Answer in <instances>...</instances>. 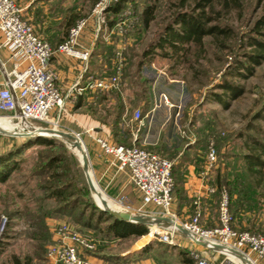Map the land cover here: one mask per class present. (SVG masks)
I'll use <instances>...</instances> for the list:
<instances>
[{
	"label": "rangeland",
	"instance_id": "rangeland-1",
	"mask_svg": "<svg viewBox=\"0 0 264 264\" xmlns=\"http://www.w3.org/2000/svg\"><path fill=\"white\" fill-rule=\"evenodd\" d=\"M175 1L176 0H128V3L122 7L124 10L128 9L130 12L128 15L132 17L127 33L121 36L114 31H110V28L101 27V31L105 32V34L108 33V41L111 42L114 38V43L116 42L125 46L123 54L125 57L124 66H126V69L123 78L125 80L123 88H126L127 92L124 96H126V100L128 101L132 100L135 102V92L137 93V98L145 97V94L142 92V89L145 88V84L143 83V79L136 64L140 58L141 52L157 39L162 28L170 20L173 3ZM89 4L90 0L86 3L85 7L83 6L84 10H86L84 17L82 15L80 18H77L73 25L81 19H86V21H88V15H91L93 8L89 7ZM149 4L155 5L156 11L154 19L148 28H143L141 11L145 5ZM262 11H264V1L258 3V0H245L240 15L236 12H232L223 19V23L229 24L234 29L235 33L234 38L226 41V46L213 42L209 37H206L204 40V47L202 49L193 47L190 55L186 58L188 61L185 60V62L180 65L173 63L172 59L165 58L158 54L154 56L150 63L154 68L164 71L168 78L177 81L172 82V84L181 86L183 90L182 94H184L185 107L181 119L183 128H181L182 133L179 132L180 136L178 134H173V137L170 136L172 146L168 147V149L161 143L162 140L159 141L157 146L145 147L148 151L160 154L171 161L174 181L173 195L176 190L180 191L181 188L179 184L180 177H178V166L192 162L203 170L202 166L205 164L206 152L210 141L213 142L216 149V161L211 170L207 173L208 184L215 185L217 175H224L227 180L234 179L235 176L247 179L244 172V162L242 160V155L246 152V148L243 145L242 138L238 136V133L245 131V126L248 122H253L264 130V120L259 118L254 119L256 112L262 111L264 107V62L256 66L253 76L246 80L237 77L232 78L233 82L242 84L245 87V92L234 100L228 109H223L221 105L216 102H205L204 96L215 83L222 79L235 59L242 58L241 53L245 49V36L243 37V35L249 33L248 31L253 20L262 13ZM116 17L117 21L120 15ZM106 23L107 20H105V26H107ZM101 26L104 25L102 24ZM103 45L105 46V43L100 41L98 49L102 48L103 53H105V49L108 47L104 49ZM107 52L109 57L113 55L114 58L116 50L113 51L112 54V49L109 48L106 53ZM131 92L133 93L132 95ZM109 96L115 100L114 97L116 94L113 93ZM105 99H108L107 95ZM114 105L115 103L113 102L110 106H105L104 110H98L100 121H103V124L109 126L111 133L110 139L103 140L110 143L125 145L135 144L139 146V144L135 143L133 140L135 136H128L121 132V125L118 126L117 134H114L115 129H112L111 124L114 116ZM136 109L142 110L140 106L133 107L131 113L133 114ZM56 113L60 116L61 109H56L51 113V115L56 118V125L42 122L35 123V126L66 131L74 136L79 134L80 140L77 139L84 148L87 149L81 132L78 130H70L69 127L73 125L71 126V124L67 123L65 120L61 121ZM0 116H3V113H0ZM131 123V129L135 135L139 127V122L133 120ZM28 130V128L0 129V151L10 145H14L23 137H28L21 135V133ZM251 133L253 132L251 131ZM51 137L55 140L56 146L47 147L38 144L24 149L20 155L21 158H19V169L11 175L6 183L0 182V226H2L0 241L4 243V252L0 255V264H4L11 254L22 256L34 250L32 247L33 241L28 238V234L35 229L40 232L43 230L39 225L36 226L37 224L33 219L26 214L29 212L21 214V211H25L28 208L29 211L35 212L36 206L40 201L44 204V209L50 211L52 215L45 218V225L50 236L49 241L43 242L41 238L34 241V243L38 245H44L43 252L38 253L40 258L35 259V262L39 264H49L47 259V248L53 242L52 229L56 224L61 222H67L73 225L78 231L92 236L97 241L96 248L87 253V256L90 257L92 262L97 263L100 261L102 264H133L135 260H139V250L149 242H157L158 239L156 237H151L147 242L144 241L145 243L139 246V242L148 233L140 237L114 238L106 234L103 230L107 222H102V224L97 226L98 223L94 216H89L90 226L85 227L83 223L86 221V217L91 215V213L94 215L99 208L97 206L98 200L95 195V190L92 191L90 189L83 170L81 156L75 147L70 145L69 139L57 136ZM186 144H189V149L186 148ZM42 152H66L71 166L78 171L77 175H79L81 179L79 185H83L78 193L68 196L69 201L78 199L80 203L77 207L62 210L58 213L54 212L56 210L55 208H60V206L65 204L66 200L43 199V192H40L38 184L44 181L45 175L32 176L31 174L34 164L39 154ZM86 153L87 156H89L88 151H86ZM91 172L93 180L97 184L99 190L111 199V202H113L115 206H118L120 209L131 211L132 213H137L136 209L141 206V197L139 194H136L132 184L128 183L124 189H120L115 184L107 185L104 181L98 180L92 169ZM126 178H128V175H126ZM249 193L250 198L255 197L258 204L264 201V190H254L252 188ZM223 194H226L228 197L229 207L231 212H233L235 201L237 200L235 192L229 193L226 186H223L221 190L214 188L213 194L209 200L210 212L205 219L199 220L201 226L213 227L218 224L219 205ZM260 194H262V198L259 196ZM82 202L83 204H81ZM98 204L102 205L99 202ZM105 207L110 209L108 203ZM82 211H84L83 216L80 215ZM79 218H81V221L77 222ZM176 240L179 243V245L176 246L177 249L172 246L174 249L170 248L164 258L159 255L158 251H154L149 257L154 259L155 264H185L182 259L187 257V255L182 252V250H188L190 255H192L191 251L193 250H202L200 246L192 243L182 234H179ZM193 259L196 264V259L194 257ZM255 264H264V259L256 261Z\"/></svg>",
	"mask_w": 264,
	"mask_h": 264
},
{
	"label": "built area",
	"instance_id": "built-area-1",
	"mask_svg": "<svg viewBox=\"0 0 264 264\" xmlns=\"http://www.w3.org/2000/svg\"><path fill=\"white\" fill-rule=\"evenodd\" d=\"M118 1L97 0L94 3L91 15L96 19L98 29L102 24L105 25L109 6ZM123 10L118 14L120 18L110 28V31L121 36L127 33L132 20L128 9ZM20 11L16 0H0L2 44L13 59V67L6 73L5 83L0 87V112L3 113L0 117L16 123L17 128L26 125L35 127L34 121L56 125V118L51 113L62 108L64 96L56 85L57 73L51 66V59L55 51L82 61L89 59V50L77 48L86 19L72 25L64 40L53 48L22 18ZM124 47L119 45L115 52L113 73L109 77L93 79L91 85L94 89L107 91L119 84L125 64ZM160 100L168 107L182 109V103L172 102L166 93L160 94ZM133 117L141 119L140 110H135ZM79 136L75 135L80 140ZM97 141L101 149L113 157L118 169L127 173L130 182L140 192L141 206L136 209L137 213L164 216L173 220V224L148 225V233H152V237L170 246H177V236H186L202 248V251H191L196 264H239L242 263L240 257L255 264L264 259V235L233 227L226 194L222 195L219 205V225L201 226L198 213L188 220H181L171 210L174 181L169 159L135 144L110 143L101 138ZM215 161L216 149L210 141L202 174H207ZM213 191L214 187L208 188L209 193ZM149 204L156 205L158 209L144 210ZM176 224L181 225L186 233ZM52 239L53 242L47 248L49 264H99L92 262L86 255V251L96 248L97 241L78 231L73 225L67 222L56 224L52 229Z\"/></svg>",
	"mask_w": 264,
	"mask_h": 264
},
{
	"label": "crops",
	"instance_id": "crops-1",
	"mask_svg": "<svg viewBox=\"0 0 264 264\" xmlns=\"http://www.w3.org/2000/svg\"><path fill=\"white\" fill-rule=\"evenodd\" d=\"M96 1L90 0L88 6L93 7ZM16 2L20 7L22 18L33 26L37 34L45 38L53 48H56L64 40L68 29L73 25L74 21L82 15L84 17L86 12L84 7L89 0H16ZM109 15L110 13L108 12L106 20ZM86 22L78 38L77 48L89 50V59L82 61L56 51L51 59V66L57 73L56 85L64 96L61 114L59 116L56 113V115L61 121L65 120L71 126L73 125L69 127L70 130H78L83 135L84 143L87 147L86 151H88L89 155L90 169H92L96 178L104 181L107 185L115 184L120 189H124L128 183L132 184L129 177L126 178L127 173L118 169L113 157L106 154L97 141L98 138H111L110 128L103 124V121H100L98 110H104L105 106L113 104L118 94L121 100L123 99L122 102L125 106L120 122L121 132L128 136H135L133 140L143 148L157 146L159 141L162 140L161 143L168 149V147L172 146L170 136L173 137V134L180 136L179 132L182 133L183 124L181 119L185 107L184 94H182L181 86L172 84V82L177 81L168 78L164 71L157 68L155 70L152 64L143 66L139 72L145 84V88L142 89L145 97L137 98V93L135 92V102L126 100L124 94L127 91L126 88H123V84H125L123 78L120 79L118 85L113 87V92L94 89L91 85L93 79L109 77L113 73L114 63L113 55L109 57L108 52H105V55L98 51L97 42L100 40L105 43V46L108 47L106 51L111 48L112 54L113 51L118 49L120 44L114 43V38L111 42L108 41V33L105 34L101 30L103 27H109L104 25L98 29L96 19L93 16L91 17L90 14ZM2 40L3 37L0 33V87L5 83L6 73L13 67V59L10 57L9 51L3 46ZM158 71L163 74L161 72L158 73ZM132 92L131 95L133 94ZM104 93L107 94L108 99L97 102L98 97ZM113 93L116 94L115 100L109 96ZM161 93H166L172 102L182 103V109L168 107L164 104L160 100ZM137 106L142 108V110L138 109L142 118L137 120L139 127L134 135L131 129V122L136 119L133 117L134 113L132 114L131 112L133 107ZM8 128L17 127L8 120L0 118V129ZM189 144L185 145L187 149L190 147ZM79 149L81 155L84 156L86 151L81 146ZM204 165L202 169H204ZM202 172L203 170L192 162L178 166L181 188L180 191L176 190L174 192L171 210L181 220H188L191 214L194 213H198L199 220H203L210 212L209 200L212 192L209 193L208 188L213 186L208 184L207 174H202ZM135 191L140 196L136 188ZM96 198L102 204L97 195ZM103 198L105 203L110 205V209L115 212H129L115 206L105 194H103ZM251 200V204L242 208L234 217L233 224L237 229H264V201L258 204L255 197L251 198ZM157 209L158 207L153 204L144 207L146 211H156ZM174 247L176 248V246ZM243 262L248 264L245 261ZM97 263L102 264L100 261ZM133 264H155V261L151 257H144L135 260Z\"/></svg>",
	"mask_w": 264,
	"mask_h": 264
},
{
	"label": "trees",
	"instance_id": "trees-1",
	"mask_svg": "<svg viewBox=\"0 0 264 264\" xmlns=\"http://www.w3.org/2000/svg\"><path fill=\"white\" fill-rule=\"evenodd\" d=\"M244 1L245 0H176L173 3L170 20L162 28L157 39L141 52L140 58L136 64L138 71H140L143 66L149 65L157 54L172 59L173 63L180 65L184 63L185 60L188 61L186 58L190 55L193 47L197 49H202L204 47V40L206 37L224 46L226 41L234 38L235 33L234 29L229 24L223 23V19L232 12H236L240 15ZM263 1L264 0H258V3ZM126 2H128V0H119L109 6L110 15L106 23L109 28L115 23L116 16H118ZM155 11L156 6L153 4L145 5L142 8L141 22L143 28H148L154 19ZM248 32L249 33L243 35V37L245 36V49L241 53L242 58L235 59L222 79L208 90L204 96L205 102H216L220 104L223 109H228L231 103L245 92V87L242 84L233 82L232 78L237 77L246 80L253 76L255 67L264 62V11L253 20ZM99 43L100 41L97 42V48H99ZM103 48L105 49L106 46L103 45ZM98 51L103 53L102 48L98 49ZM104 54L106 55V53ZM125 69L126 66L123 67L121 79L125 76ZM113 90L112 88L108 91L113 92ZM106 95V93L103 95L101 94L97 102H102V100L106 98ZM114 103V116L111 124L112 129H115L114 134L116 135L125 106L118 94ZM263 112L264 107L262 111L256 112L254 119L259 118L264 120ZM35 123L42 122L34 121V124ZM251 131L253 133H251ZM238 134V136L242 138L243 145L246 148V152L242 155V160L244 162V172L247 179L235 176L234 179L227 180L226 176L217 175L216 184H211V186L215 189L217 188V190H221L223 186H226L229 193L235 192L237 200L235 201L233 212H231L229 207V212L233 220L235 215L242 208L251 204L250 189L264 190V130L255 123L248 122L245 126V131ZM38 144L47 147L56 146L55 140L51 136H28L23 137L14 145H10L0 151V182L6 183L11 175L19 169V158H21L20 155L23 150ZM77 172L78 171L71 166L66 152H42L39 154L31 174L32 176L45 175L44 181L38 184L40 192H43V199L66 200L65 204L58 209L55 208L56 210L54 209V212L59 213L62 210L75 208L79 205L80 202H78V199L72 201L68 199V196L78 193L81 190V186H83L79 185L81 179L79 175H77ZM212 194L213 192L211 195ZM259 196L261 198L263 197L262 194ZM81 204H83V202ZM24 212H29L26 214H28L37 224L36 226L39 225L43 231L40 232L35 229L28 234V238L33 241L32 247L34 250L31 253H26L22 256L11 254L4 264H39L35 262V259L40 258L38 253L43 252L44 245H38L34 243V241L39 240V238H41L43 242L49 241L50 236L45 225V218L52 214L50 211L44 209V204L40 201L36 206L35 212L29 211L28 208L25 211H21V214ZM80 215L83 216L84 211H82ZM89 216H94L98 223L97 226L102 224V222H107L103 230L106 234L114 238L140 237L148 233L147 224L118 220L99 208L94 215L91 213V215L86 217V221L83 223L85 227L90 226ZM79 221H81V218L77 220V222ZM219 224L220 222H218L217 225ZM233 227H235L234 224ZM244 230L264 235L263 228H245ZM152 243H147L139 250V259L151 256L154 251H158L159 255L164 258L168 250L173 248L159 240ZM91 251H86V255ZM3 252L4 243L0 241V255ZM182 252L187 255V257L182 259L185 264H195L188 250H182Z\"/></svg>",
	"mask_w": 264,
	"mask_h": 264
},
{
	"label": "water",
	"instance_id": "water-1",
	"mask_svg": "<svg viewBox=\"0 0 264 264\" xmlns=\"http://www.w3.org/2000/svg\"><path fill=\"white\" fill-rule=\"evenodd\" d=\"M55 134H59L63 136L64 138L67 137L69 139L70 145L75 146L77 148H80L81 143L80 141L71 133H68L66 131H58L56 129H48V128H40V127H33L32 130L30 131H25L21 133L22 136H56ZM71 140H73V143H71ZM81 162L83 166L84 173L86 175V180L88 182V185L92 191L95 190V187L93 186L92 180L89 176V169H90V164H89V159L87 154L84 156H81ZM97 206L104 212L108 213L112 217L118 219V220H124L132 223H143L147 225H161V224H170L173 223V220L170 219L169 217H164V216H151L148 214H140V213H118L114 212L108 208H106L104 205ZM176 226L186 233V231L181 227V225L176 224ZM2 226H0V231H1ZM241 262L244 264L243 261H245L248 264H252L248 259L240 257Z\"/></svg>",
	"mask_w": 264,
	"mask_h": 264
},
{
	"label": "bare ground",
	"instance_id": "bare-ground-1",
	"mask_svg": "<svg viewBox=\"0 0 264 264\" xmlns=\"http://www.w3.org/2000/svg\"><path fill=\"white\" fill-rule=\"evenodd\" d=\"M12 124H14L16 127H18L17 125H16V123H14V122H11ZM26 125V124H25ZM20 128V127H19ZM22 128H28L29 130L28 131H30V130H32V126H29V125H26V127H23L22 126ZM57 137H62V138H64L63 136H61V135H59V134H55ZM66 139H68L67 137H65ZM72 141L73 140H71V143H72ZM81 143V142H80ZM75 147V146H74ZM81 147L86 151V149L84 148V146L81 144ZM75 149L77 150V152L80 154V156H82L81 155V153H80V150L79 149H77L76 147H75ZM87 154V153H86ZM89 176H90V178H91V180H92V183H93V186L95 187V193H96V195H97V197L100 199V201L102 202V205H104V206H106V203H105V200H104V198H103V194H102V192L99 190V188L97 187V184L94 182V180H93V176H92V172H91V169H89ZM97 202V201H96ZM97 204H98V202H97ZM99 205V204H98ZM102 205H99V206H102ZM115 212V211H114ZM128 213H132L131 211H129ZM173 224V223H172ZM152 229H154V227L152 228ZM152 237V233H148L147 235H145L144 237H143V239L139 242V246H140V244H142V243H145L144 241H148L150 238Z\"/></svg>",
	"mask_w": 264,
	"mask_h": 264
}]
</instances>
